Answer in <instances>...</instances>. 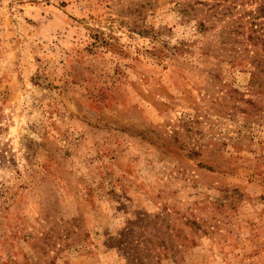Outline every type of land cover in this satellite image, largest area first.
I'll use <instances>...</instances> for the list:
<instances>
[{
    "label": "rangeland",
    "instance_id": "1",
    "mask_svg": "<svg viewBox=\"0 0 264 264\" xmlns=\"http://www.w3.org/2000/svg\"><path fill=\"white\" fill-rule=\"evenodd\" d=\"M203 1L0 0V264H264L256 3Z\"/></svg>",
    "mask_w": 264,
    "mask_h": 264
},
{
    "label": "trees",
    "instance_id": "2",
    "mask_svg": "<svg viewBox=\"0 0 264 264\" xmlns=\"http://www.w3.org/2000/svg\"><path fill=\"white\" fill-rule=\"evenodd\" d=\"M223 1L225 0H212L211 3H205L206 1L199 2L203 4H207L206 8L204 9L203 15L205 16L206 20L210 24H206L205 20H199L198 21V27L200 30H205L208 26H211L212 23H214L217 20H223V17L230 14L232 10V5L229 3L227 5H223ZM235 1V0H231ZM241 3H247L250 2L256 3L254 8H251L245 12L246 19L248 24V33L246 34V41L250 43V46H252L253 49H251L253 53V58L250 63L253 66V70H251V78L256 80L258 78V73L264 72V62L261 61V56L255 50L259 45H261V50H264V26L262 22H259L260 18H264V0H240ZM246 1V2H245ZM188 6L189 8H193L192 5H187L186 7L182 8L183 14L188 13ZM235 21L238 23L237 25L235 24ZM241 19L240 17L238 18H233L230 23L226 26L227 30L225 31V35L227 33L231 32H237L236 28L241 27ZM240 33V31H239ZM228 39H230V36H227ZM227 37H224L226 39ZM261 83V81L259 82Z\"/></svg>",
    "mask_w": 264,
    "mask_h": 264
}]
</instances>
